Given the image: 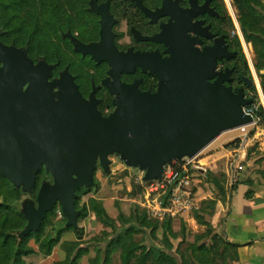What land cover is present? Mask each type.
<instances>
[{
	"label": "water",
	"instance_id": "95a60500",
	"mask_svg": "<svg viewBox=\"0 0 264 264\" xmlns=\"http://www.w3.org/2000/svg\"><path fill=\"white\" fill-rule=\"evenodd\" d=\"M105 29L103 24L99 44L76 43L75 50L107 59L113 42L106 41ZM159 40L169 56L143 65L157 77V91L105 83L116 95V108L107 116L92 95L82 97L67 69L49 81L52 66L45 60L34 64L23 50L0 44V176L27 194L41 169L52 178L41 183L35 201H22L27 225L20 237L37 231L55 206L66 226L77 230V192L95 186L97 164L108 171L110 155L144 171L143 180H158L174 159L192 158L221 133L254 121L243 110L253 99L244 88L234 92L228 85L233 69L216 71L219 60L236 55L224 41L199 50L184 31L178 39Z\"/></svg>",
	"mask_w": 264,
	"mask_h": 264
},
{
	"label": "rangeland",
	"instance_id": "374dc122",
	"mask_svg": "<svg viewBox=\"0 0 264 264\" xmlns=\"http://www.w3.org/2000/svg\"><path fill=\"white\" fill-rule=\"evenodd\" d=\"M221 3L226 15L227 35L230 39L238 37L241 51L246 59L255 86V90L250 91L247 96L254 98V103L258 104L259 109L262 108L264 111V93L260 85L261 79L264 77V69L257 73L254 67L257 63H260L255 53V46L243 37L239 24L240 14L233 1L221 0ZM61 6L62 0H0V28L4 31L7 41H11L14 35H18L19 39H17L20 42H30L33 54L37 53L46 59L49 57L53 60L57 55L61 59V65H64L67 59L63 56L62 40L58 31ZM261 25L264 26V21L261 22ZM235 64H242L241 57L237 56L227 63L229 66ZM255 128L256 126H249L245 132H242L239 128L228 130L221 133L213 141L212 146L215 147L218 143L230 138L231 142L237 140L238 143L228 149H239L240 151L244 144L245 155L238 163L234 154L223 152L212 165H208L205 161L200 162L197 170L190 171L193 175L190 189L194 205L190 210L174 216L166 211L170 205L169 195L163 194L160 190L151 189V184L157 180H143L144 171H141L138 167L127 166L117 154L110 155L108 157L110 161L108 171H104L99 165L96 168L94 173L95 186L78 191L79 200L76 209L80 211L77 229L79 236L74 230H68L69 234L56 246L51 257L34 255L27 257L26 262L28 264H56V260L63 253L61 243L78 241L81 247L86 248V253L78 264H90V259L95 257L98 247L101 249L105 247V240L111 233V229L104 227L94 212V201L98 206L105 208L108 215L116 221L118 226H121L123 222H126L125 225L128 222L135 223L140 230L133 235V238L141 245L153 242L165 248L167 244L163 240L159 225L166 220H170V227L176 235V238L170 237V251L176 255L179 261V253H183L187 255L186 257L191 261V264H200L194 260L195 256H191L189 246L196 241L199 244H208L210 247L213 245V241L210 240L212 233L222 235L221 225L215 227L213 222L216 210L214 208L213 214V209H210L206 203L207 200L219 197V191L210 182V178L214 176L227 189H230L231 185L239 183L240 178L250 180V175H254L257 180H264V145L261 144L260 140L261 137L264 138V122L262 121V128L259 131ZM243 137L248 138L250 141L246 144L242 143L241 138ZM220 150L222 151V149ZM202 151L199 152L202 154L197 157L196 161L198 162L210 154L207 152L208 150ZM174 161L176 162L178 159H174ZM168 165L172 164L169 163ZM236 166L239 175H233L232 168ZM176 168H178L177 165ZM27 198L29 196H22V200ZM19 206L21 208V204ZM59 211H61L59 206H55V212L50 215L49 221L46 223V234L53 233L52 225L58 228V225L63 221L62 216L59 217L58 215ZM197 216L202 217L206 223L211 225L212 229H207V225L198 224ZM155 224L158 226L157 229H153ZM65 239L71 241H65ZM30 245L37 249L32 240ZM217 250L218 252L213 256H207L213 259L214 264H234L231 262L232 254L230 252L223 253L219 245ZM101 256H104V251H101ZM156 257V253L151 254L150 262H154ZM120 263L119 251L113 252L111 264ZM131 264H136V257H132Z\"/></svg>",
	"mask_w": 264,
	"mask_h": 264
},
{
	"label": "flooded vegetation",
	"instance_id": "af4514ba",
	"mask_svg": "<svg viewBox=\"0 0 264 264\" xmlns=\"http://www.w3.org/2000/svg\"><path fill=\"white\" fill-rule=\"evenodd\" d=\"M166 1L164 6V0H62L58 31L63 56L67 59L64 65L57 55L53 60L33 54L30 42H20L18 35L7 41L1 28L0 44L23 50L34 64L40 59L45 60L52 66L49 81L67 69L82 97L89 100L92 95L96 109L107 116L116 108L113 104L116 95L111 94L105 83L114 87L118 82L136 83L142 93L157 91V77L143 65L161 62L169 56L166 53L168 46L159 40L160 36L169 41L178 39L184 31L199 50L222 40L230 51H234L229 46L221 0ZM163 11L170 12L171 16H162ZM103 24L106 41L113 42L108 56H104L107 59L98 61L92 55L75 50L76 43L99 44ZM190 28L197 32L188 30ZM102 55L103 52L98 51V57L103 58ZM235 57L219 60L216 71L233 69L227 63Z\"/></svg>",
	"mask_w": 264,
	"mask_h": 264
},
{
	"label": "trees",
	"instance_id": "16d2710c",
	"mask_svg": "<svg viewBox=\"0 0 264 264\" xmlns=\"http://www.w3.org/2000/svg\"><path fill=\"white\" fill-rule=\"evenodd\" d=\"M232 1L240 14L239 24L244 39L255 46V53L260 63H257L254 67L257 73H260V71L264 69V26L261 25V22L264 21V0ZM229 46L236 52V57H241L242 64L231 65V67H233V72L231 81L228 85H231L234 92L239 88H244L245 94L248 95L250 91L255 90V86L247 66L248 64L241 51L238 37H233V39L229 38ZM249 82H252V85H249ZM260 85L264 93V77L261 79ZM252 99L254 103L255 99ZM257 115L260 118V122L257 123L255 129L259 131L262 128V121L264 122V111L262 108L259 109ZM237 143V140L229 142L224 145V149L227 150ZM223 177L225 178V176ZM43 181H51V176L44 169H41L36 177L34 189L30 194H27L20 188H16L7 179L0 176V264H28L25 259L29 256L42 255L48 257L52 254L54 247L60 243L62 234L65 231L74 230L77 236H79L77 230L66 226L67 220L63 214V221L58 225V228L52 225L53 233H45L46 223H48L50 215L55 212V207L51 212L47 213L45 220L37 231L23 237L19 236L27 225L26 218L19 206L21 201L24 200H22V196H29L30 199L35 201L37 192ZM210 182L213 183L219 191V197L206 201L210 209H213L214 214V208L216 210L217 202L220 201L225 203L228 195L238 183L231 185L230 189H227V187L217 181L214 176L210 178ZM240 182L246 185L251 183L250 180H243ZM251 194L252 191L248 190L246 197H250ZM78 200L79 194L77 192L75 206H77ZM93 210L97 214L101 224L111 229V233L105 240V247L103 249L98 247L95 257L90 259V264H111V255L115 251H119L121 259L120 264H131L132 257H136V264H191V261L186 257L187 255L179 253V261L176 255L170 251V237L176 238V235H174L170 227V220H166L159 225L163 240L167 244L164 248L153 242H148L146 245H141L139 242H136L133 235L139 232L140 229L135 223L128 222L125 225L126 222H123L121 226H118L116 221L108 215L105 208L98 206L94 201ZM197 222L198 224L207 225V229H212L211 225L206 223L200 216H197ZM157 228L158 226L156 224L153 225V229ZM31 240L36 244L37 249L30 245ZM210 240L213 241V245L210 247L208 244H199L196 241L189 246L191 256H195L194 260L198 263L214 264L213 259L209 257L218 252V245L221 246L223 253L230 252L232 254L231 262L235 263V261L238 260L237 245L227 242L224 237L218 233H212ZM61 247L63 250L62 260L58 261L56 264H78L82 256L86 253V248L81 247L78 241L62 242ZM101 251H104V256H101ZM153 253H156L157 257L154 262H150V256Z\"/></svg>",
	"mask_w": 264,
	"mask_h": 264
},
{
	"label": "crops",
	"instance_id": "0c3cea01",
	"mask_svg": "<svg viewBox=\"0 0 264 264\" xmlns=\"http://www.w3.org/2000/svg\"><path fill=\"white\" fill-rule=\"evenodd\" d=\"M260 140L261 144L264 145V138L261 137ZM213 141L202 151L208 150L207 152L210 154L199 160V163L205 161L208 165H212L222 154L221 152L234 154L237 163L245 155L244 144L240 151L239 149L226 150L223 148L225 144L231 142V138L218 143L215 147L212 146ZM249 141L247 138L243 143L246 144ZM201 154L199 153L198 157ZM232 171L233 175H239L237 166L232 168ZM250 176V184L238 183L228 195L225 203L217 202L216 213L213 218L215 227L221 225L224 239L238 246V260L234 264H264V180H257L254 175ZM239 180L243 181L242 178ZM248 190L252 191L250 197H246ZM68 234V231H65L61 240L66 238ZM65 241L71 240L65 239ZM55 248L56 246L48 257L54 254ZM60 260H62V256L56 262Z\"/></svg>",
	"mask_w": 264,
	"mask_h": 264
},
{
	"label": "built area",
	"instance_id": "2783aa9c",
	"mask_svg": "<svg viewBox=\"0 0 264 264\" xmlns=\"http://www.w3.org/2000/svg\"><path fill=\"white\" fill-rule=\"evenodd\" d=\"M250 97V96H248ZM259 105L253 103L248 107H244V113L251 115L253 122L250 125L239 127L242 132H245L249 126H256L260 122V118L257 115L259 111ZM242 143L247 140L246 137L241 138ZM199 154L192 158L183 157L178 161H171L172 165H168L164 168L161 179H158L155 183L151 184V189L160 190L163 194H168V201L170 203L166 211L170 212L173 216L181 212H185L191 209L194 205V199L192 198V192L190 189L191 179L193 175L191 170H197L199 162L196 161ZM176 165L178 168H176ZM59 217L62 216V212H58Z\"/></svg>",
	"mask_w": 264,
	"mask_h": 264
}]
</instances>
